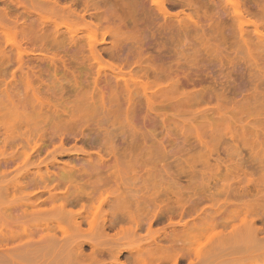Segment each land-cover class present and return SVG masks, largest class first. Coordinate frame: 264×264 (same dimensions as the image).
Returning <instances> with one entry per match:
<instances>
[{
    "label": "rangeland",
    "instance_id": "374dc122",
    "mask_svg": "<svg viewBox=\"0 0 264 264\" xmlns=\"http://www.w3.org/2000/svg\"><path fill=\"white\" fill-rule=\"evenodd\" d=\"M83 1L0 0V264H264V0Z\"/></svg>",
    "mask_w": 264,
    "mask_h": 264
},
{
    "label": "bare ground",
    "instance_id": "6f19581e",
    "mask_svg": "<svg viewBox=\"0 0 264 264\" xmlns=\"http://www.w3.org/2000/svg\"><path fill=\"white\" fill-rule=\"evenodd\" d=\"M61 1V0H60ZM77 1V0H76ZM231 1V0H230ZM246 1H248V0H246ZM251 1V0H250ZM98 2V1H97ZM102 2V1H101ZM186 2V1H185ZM232 2V1H231ZM86 4L87 2L84 0L83 1V4ZM100 3V2H99ZM78 4V3H77ZM143 4V3H142ZM102 5V4H101ZM182 5V4H181ZM186 6V5H185ZM92 7V5L90 6V8ZM104 7V6H103ZM146 7V6H145ZM160 9H165V6L164 5H162V6H160ZM236 9V13L237 14H240V9L239 8H235ZM224 12V11H223ZM154 14H155V12H154ZM153 14V15H154ZM221 16V15H220ZM158 17H159V15H158ZM239 17V16H238ZM161 19V18H160ZM175 26V25H174ZM171 28H169V30H170ZM176 29V28H175ZM173 30V29H172ZM57 31V33H59V30H56ZM236 32V31H235ZM236 34V33H235ZM240 38V37H239ZM51 41V40H50ZM254 46V45H253ZM254 49V48H253ZM26 65V64H25ZM19 73H21L20 71H19ZM22 74V73H21ZM19 79V78H18ZM50 80H51V78H50ZM4 84H5V82H3ZM50 84H51V82H50ZM42 85V84H41ZM81 85V84H80ZM83 85V84H82ZM2 86V85H1ZM16 86V85H15ZM57 90H58V88H57ZM104 90V89H103ZM170 90V89H169ZM194 92V91H193ZM193 94V93H192ZM200 94V93H199ZM195 95V94H194ZM199 96V95H198ZM88 106V105H87ZM45 110V109H44ZM49 113H51V112H49ZM70 113V112H69ZM62 115H60V117H61ZM154 116V115H153ZM95 132H96V130H95ZM103 132V131H102ZM90 133V132H89ZM88 133V134H89ZM87 134V135H88ZM91 134H92V132H91ZM95 134V133H94ZM94 134H92V135H90V136H92L93 137V135ZM99 134V133H98ZM86 135V140L88 139V140H92V139H95L94 137L91 139H89V138H87L88 136ZM84 136V139H85V134L83 135ZM96 137V136H95ZM99 139V138H98ZM96 140V139H95ZM163 149H164V147H163ZM107 153V152H106ZM103 154H105V153H103ZM118 155H119V152H118ZM82 156V155H81ZM95 157V156H94ZM93 157V158H94ZM120 157V156H119ZM113 158V157H112ZM111 158V159H112ZM73 158H71V160H72ZM81 159H83V158H80L79 159V161L78 162H80V163H78V165H81V164H83V162H84V164L86 165V163L88 164L89 163V161H91L90 159H89V161L88 160H86V159H83L84 161L83 162H81ZM95 159H97V157L95 158ZM95 159H92V160H94V162L93 163H95ZM99 159V158H98ZM100 160V159H99ZM97 161L96 162V164H98L99 165V162L100 161ZM113 160H114V158H113ZM113 160H111V161H108L109 162V164H111V162L113 161ZM72 161H75V159H73ZM85 161H86V163H85ZM104 162V161H103ZM108 162H106V165H105V163L103 164V163H101L100 162V165H99V167L101 166V168H102V166L103 167H108L109 165L107 164ZM115 162V161H114ZM95 164V165H96ZM85 165H81V167H86ZM94 165V164H93ZM92 164H91V167L93 166ZM95 165H94V167H95ZM158 166L159 165H157V167L156 168H158ZM161 166V165H160ZM89 167H90V165H89ZM113 167H116L115 165H113ZM112 167V164H111V166H110V168H113ZM144 168V166H141L140 168H139V171H140V169L141 168ZM146 167V166H145ZM60 168H62V171L64 170L63 169V167H60ZM87 168V167H86ZM96 168H97V165H96ZM142 168V169H143ZM154 168H155V166H154ZM80 169H82V168H79L78 170L80 171ZM142 169H141V171H142ZM70 170V169H69ZM68 170V172L67 173H69V172H73L74 170H76V169H72L71 171H69ZM144 170V169H143ZM154 171H156L157 172V174H158V172H159V170H154ZM36 172V171H35ZM138 172V171H137ZM155 172V173H156ZM76 173V172H75ZM74 173V174H75ZM165 173V172H164ZM36 174V173H35ZM70 174V173H69ZM140 174H141V172H140ZM139 174V175H140ZM64 175V174H63ZM67 175V174H66ZM142 175H144V174H142ZM141 175V176H142ZM149 175V174H148ZM152 174H150L149 176H151ZM161 175V174H160ZM160 175H158V176H160ZM163 176H164V174H162ZM165 176H166V173H165ZM39 177V176H38ZM145 177V176H144ZM143 177V178H144ZM47 177H45V179H46ZM141 178V181H143V179H142V177H140ZM151 178V177H150ZM41 179V178H40ZM44 179V180H45ZM146 179V177L144 178V180ZM148 179V181H149V178H147ZM146 179V180H147ZM156 179V178H155ZM151 180V179H150ZM153 181V180H152ZM146 184H147V182H146ZM149 184H151V183H149ZM161 184V183H160ZM159 184H157V186H158ZM153 186V185H152ZM154 186H156V184L154 185ZM142 188H145V184L143 183V185H142ZM148 188V187H147ZM160 188V187H159ZM78 190H79V187H78ZM141 190V189H140ZM150 190V189H149ZM164 190V189H163ZM162 190V191H163ZM75 190H73L70 194H71V196L73 195L72 193L74 192ZM79 191H81L82 192V188H81V190H79ZM135 191V190H134ZM147 191V190H146ZM160 191V190H159ZM173 191V190H172ZM84 192V191H83ZM82 192V193H83ZM125 192V191H124ZM137 192H138V189H137ZM166 192V191H165ZM174 192V191H173ZM176 192V191H175ZM80 193V192H79ZM85 193V192H84ZM139 193V192H138ZM141 193V192H140ZM148 193V192H147ZM167 193V192H166ZM177 193V192H176ZM136 194V193H135ZM169 194V193H168ZM179 194V193H178ZM78 195H80V194H78ZM163 195L165 196L166 194L164 193V194H162V197H163ZM70 196V197H71ZM75 196V195H74ZM74 196H73V198H74ZM116 196V195H115ZM160 196V195H159ZM167 196V195H166ZM51 197V196H50ZM70 197H69V200H72V199H70ZM110 197V201H111V196H109ZM114 197V196H113ZM117 197H119V194H118V196ZM120 197H121V194H120ZM145 197V196H144ZM143 197V198H144ZM156 197V196H155ZM155 197H154V199H153V201H156V199H155ZM124 198V197H123ZM146 198V197H145ZM76 199H77V197H76ZM107 199V198H106ZM151 198H149V200H150ZM108 200V199H107ZM118 200V199H117ZM184 200V199H183ZM116 201V200H115ZM114 201V202H115ZM146 201H148V200H146ZM188 202H189V200H187ZM69 202V201H68ZM74 202H75V200H74ZM142 202V201H141ZM150 202H151V200H150ZM187 202V203H188ZM135 203V202H134ZM149 203V202H148ZM71 204H73V202L71 201ZM108 204V203H107ZM153 204V203H152ZM109 205H111L110 203H109ZM108 205V206H109ZM152 206V205H151ZM154 207V210H153V212H152V214L150 213V216H145L146 218H145V220L144 219H142V221H143V223H144V221H145V223L148 221V224L149 225H151L153 222H160V221H162V219L163 220H165V219H167L168 221H170L169 222V227H173L174 225H175V223L173 222V221H171L172 219H173V215H174V205H173V210H171V206L169 207L170 209H166V206H164V205H158V204H156L155 203V206H153ZM168 207V206H167ZM183 207V206H182ZM188 207V206H187ZM187 207H185L184 206V208L186 209ZM184 208H183V211L182 210H180L179 209V216H181V217H185L186 215H188L190 212H191V210L193 209H190V207L189 208H187L186 209V211L188 210V211H190L188 214H187V212L186 211H184ZM135 210H136V208H135ZM199 210V209H198ZM172 211V214L173 215H170V212ZM174 211V212H173ZM182 211V212H181ZM196 212V211H195ZM176 213V212H175ZM192 213V212H191ZM186 214V215H185ZM204 214V213H203ZM131 217H132V221L134 222V225H135V227L136 228H138L140 225L142 226V224H141V219L139 218H137V216H136V214H133L132 213V215H131ZM91 218V217H90ZM89 216L87 217L85 214H80V221H78V224H81L83 221H85L86 219L88 220V222L90 221L89 219ZM107 218V217H106ZM198 218H200V219H198V220H196V219H194V220H192V222H185V223H183V225H184V232H186V233H188V235L189 234H191V236L193 237V238H197V245H196V248H195V250H194V252H191V253H187V254H184V256H186L187 258H188V260L190 261L189 262V264H198V262L200 263L202 260H203V256H204V253H205V250L207 249V242H206V237H205V223H202L201 222V219H203V218H201V215H199L198 216ZM239 219V218H238ZM86 220V221H87ZM116 220H117V217H115V218H111L110 220H104V221H102V223H101V225H103V227H106L107 225L109 226V227H113L114 225H115V222H116ZM182 220V219H181ZM166 221V220H165ZM196 221H200V222H196ZM247 220L246 219H242V222L241 223H239V224H232L231 226H232V230L230 231V233H229V235H233V234H235V233H237V232H239V230L241 231V229L242 228H244L245 226H246V224L245 223H247L246 222ZM250 222V221H249ZM261 222L263 223V225H264V217L261 219ZM99 223V219L97 218V217H94L93 218V220L91 221V223H89V224H91V226L93 227V226H96L97 224ZM147 224V223H146ZM145 224V225H146ZM179 224H181V223H179ZM207 224V223H206ZM249 225H250V223H248ZM247 224V225H248ZM144 225V226H145ZM243 225H244V227H243ZM182 226V225H181ZM241 226H242V228H241ZM47 227V226H46ZM45 228V227H44ZM43 228V226L41 227V229L40 230H42L41 232H44V230H49V227H47V228H45L44 229ZM179 228H181L180 226H179ZM241 228V229H240ZM44 229V230H43ZM175 229V228H174ZM174 229H171V234L174 232ZM33 230V229H32ZM123 230V229H122ZM122 230H119V231H121L122 232ZM170 230V229H169ZM176 230V229H175ZM261 230H263V228L261 229ZM119 231H118V233L117 234H120L119 233ZM31 232V231H30ZM40 231H39V233H41ZM36 233V232H35ZM38 233V232H37ZM38 233V234H39ZM45 233V232H44ZM43 233V234H44ZM49 233V232H48ZM185 233V234H186ZM37 234V235H38ZM47 234V233H46ZM55 234V233H54ZM40 235H42V234H40ZM39 235V236H40ZM62 235V234H61ZM70 235V234H69ZM173 235V234H172ZM229 235H227V236H229ZM45 236V235H44ZM43 236V237H44ZM50 236H52V235H50ZM65 236V235H64ZM226 236V235H225ZM42 237V238H43ZM169 237H171V235H166V238L165 239H167L169 242H170V240H169ZM219 237V236H218ZM217 237V238H218ZM221 237H224V234H220V238ZM41 238V237H40ZM39 238V240H41ZM47 238H51V239H53V240H55V238H53V237H47ZM57 238H59V240H60V237H57ZM56 238V239H57ZM69 238V237H68ZM208 238V237H207ZM50 239V240H51ZM67 239V237L66 238H62L61 240H66ZM71 239H72V237H71ZM163 239H164V237H163ZM162 239V240H163ZM216 236H215V238H214V240L212 241V242H215L216 240ZM38 239H36V241H37ZM44 240V239H43ZM48 240V239H47ZM68 240V239H67ZM161 240V239H160ZM166 240V241H167ZM56 241V240H55ZM32 242H33V240H32ZM41 242H42V240H41ZM59 242V241H58ZM61 242V241H60ZM65 242H67V241H65ZM161 242V241H160ZM172 242V241H171ZM210 242V241H209ZM38 243H39V241H38ZM74 243V242H73ZM168 243V242H167ZM212 244V243H211ZM150 246L151 247H153L155 250H158V251H162V249H164L160 244H158V240H157V238H155V239H153L152 240V242L150 243ZM165 248H167L166 246H164ZM168 248H169V246H168ZM135 256V253L134 252H132V250H130V252L127 254V257L128 258H132V257H134ZM160 259H162V257H160ZM168 262L169 261H166L165 259H163L162 261H160V263L161 264H168Z\"/></svg>",
    "mask_w": 264,
    "mask_h": 264
}]
</instances>
